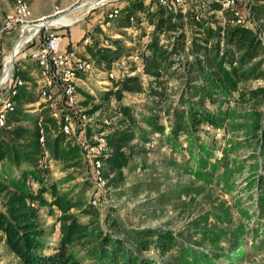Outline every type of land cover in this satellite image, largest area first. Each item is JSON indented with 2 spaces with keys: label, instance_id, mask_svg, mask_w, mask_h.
<instances>
[{
  "label": "trees",
  "instance_id": "obj_1",
  "mask_svg": "<svg viewBox=\"0 0 264 264\" xmlns=\"http://www.w3.org/2000/svg\"><path fill=\"white\" fill-rule=\"evenodd\" d=\"M107 2L104 5L110 7L104 13V21L109 22L108 13L117 8L119 13L110 27L120 36L113 37L102 27L93 26L86 52L97 66H105L108 72L117 71V74L108 89L101 93V100L85 111L92 116L115 99L118 119L113 125H106L103 118L99 121L102 128L92 131L88 126L75 132L80 141L85 135L103 132L110 150L100 158L102 175L108 185L120 187L125 179L123 170L136 161V156L146 153L153 142L163 143L173 150L178 147L181 151L179 139L184 137L190 143L188 150L192 155L200 163L207 161L210 153L207 145L200 141L199 133L206 126L226 127L223 123L229 118L228 103L236 101L240 105L256 106L254 112L247 114L257 143V164H260L251 182H255L258 189V213L264 215V112L259 111V105L264 103V87L238 88L250 79L264 77V45L256 31L231 23L228 12L227 21L222 23L217 18V11L221 9L218 0H209L205 13L194 3L183 8L186 0L181 5H160L155 0ZM252 7L254 12L259 7L264 11L262 4ZM143 24L151 27L145 43L127 32L133 27L143 29ZM56 30L61 33L60 29ZM90 32L85 31L83 37ZM37 46L39 42L35 39L26 43L19 57L28 56ZM26 49L29 50L27 54ZM133 56L139 59V66L134 63L130 72L114 70L118 59ZM136 65L140 71L130 74ZM15 75L30 80L23 70L16 71ZM171 77L182 79L183 88L178 106L168 112L167 126L161 122L158 104L163 101L166 83ZM125 93L144 94L147 102L137 111L122 103ZM14 100H21V103L8 116L7 126L0 129V163L4 167L0 168V241L23 264H84L86 260L91 264H160L142 254L150 249L169 254L173 264H209L224 254V247L220 245L222 239L229 243V252L225 254L229 257L227 264H246L243 251H237L242 226L227 235L222 221L228 216L212 210L209 215L217 222L212 223L214 229L221 226L218 231L201 228L199 222H194L187 233L139 227L124 229V237H119L111 230L120 229L115 220L108 224L111 229H106L100 210L83 195L63 191L52 180L39 142L36 119L27 115L22 106L37 99L23 87ZM45 112L41 110L40 114L44 117V147L50 152V160L60 162L65 169L82 167L79 144L58 128V120ZM28 119H32V126L25 123ZM167 128L169 132L165 133ZM156 133L159 136L155 137ZM200 189L194 191L199 194ZM44 216L52 218L50 225L44 221ZM108 220L110 216L106 214L104 221ZM226 221L230 223V219ZM52 235L55 237L50 240ZM254 248L259 254L264 253V240ZM235 251L237 253L233 254ZM262 261L264 264V259Z\"/></svg>",
  "mask_w": 264,
  "mask_h": 264
},
{
  "label": "rangeland",
  "instance_id": "obj_2",
  "mask_svg": "<svg viewBox=\"0 0 264 264\" xmlns=\"http://www.w3.org/2000/svg\"><path fill=\"white\" fill-rule=\"evenodd\" d=\"M27 1L31 6L33 18H37L42 14L46 15L44 13H49V11L52 13L55 8L77 9L76 7L79 5L76 0ZM110 1L115 0H108V2ZM208 2L209 0H186L183 6L185 8L188 4L194 3L199 11L202 10L205 13L209 9L207 8ZM253 3L264 5V0H253ZM13 4L14 0H0V20L12 9ZM109 7V4H103L102 6L99 3L87 14L82 15L80 20L76 17H79L82 12L84 14L85 11L79 13L72 11L70 15L67 14L73 22L69 26L60 28L61 33L64 35V45L66 46V43L72 42L71 40L80 37L81 34L83 35L86 29L91 28L92 30L93 26L105 28L106 33L113 37L120 36L114 35L112 27H110L112 20L105 24L104 13ZM84 8L86 9V7ZM254 21L260 24L264 38V11L260 7L254 12ZM100 23L103 26L99 25ZM150 30L151 27L147 26L143 29L133 27L127 29V32L135 39L138 38L140 42L145 43L148 39L147 33ZM143 32L145 33L143 34ZM15 34L8 41L9 43L5 44L6 53L0 56V59L11 53L19 33L15 32ZM40 35H42V32H40ZM97 36L100 37V35ZM35 40L40 42L41 37H36ZM126 43L128 46H133L132 43ZM83 48H80L81 51H83ZM25 51L27 54L29 50L26 49ZM18 59H20L19 56L16 60L17 63ZM138 60L135 56L129 59L121 57L115 62L113 68L114 70L120 69L130 72L134 63H137ZM15 65L21 69L20 63H15ZM138 66L135 68V72L140 71ZM107 72L105 66L99 67L95 64L94 71L81 75L83 81H78L77 94L78 105L84 111L89 109L94 102H99L101 93L111 85V79L107 76ZM112 72L117 74V71ZM144 81H147V77H144ZM256 87H264V77L250 79L238 86L242 90ZM182 88L183 80L180 78L171 77L166 83V94L163 101L158 104V108L161 109L159 112L161 122L165 125H167L170 117L168 112H172L173 107L178 106L182 96ZM30 92L37 99V102L31 106H28V103L22 106L27 115L35 118L38 113H41V110L46 109L41 106L44 102L39 96L37 85H34ZM89 96L94 98L91 99ZM236 96L237 92L234 93V97ZM84 101L88 103L83 104ZM15 102L16 105L20 104L21 100H15ZM145 102H147L145 95L137 93H125L122 99V103L130 105L137 111L144 106ZM259 106V111L264 112V103ZM223 107L226 108V105ZM255 107V105H240L236 101H230L227 113L229 118L225 119L223 123L226 127L214 129L206 126L201 130L199 133L200 141L207 145L206 149L210 153L208 155L210 158L207 161H202V163L188 150L189 141L181 137L179 139L181 151L178 147L173 150L163 143L153 142L148 145V151L136 156V161H133L123 170L125 179L118 188L108 185L106 180L100 191L94 186L83 166L65 169L60 162L47 159L51 178L58 183L61 190L71 191L74 195H83L91 204H93L92 200L96 198L97 203L93 205L101 212L102 225L106 229H111L108 224L115 220L121 230L118 228L111 230L119 237H124V229L134 230L139 227H157L162 230L174 231L176 234L178 232L187 233L192 230L191 227L194 222H199L201 228L205 226L210 229L214 227L212 223L216 222L214 216L209 215L211 210L226 214L228 216L226 219H230V223H227L226 219L222 223L228 231L227 235L237 226H242L238 238L240 245H238L237 251H243L247 258L245 263L263 264L264 253L259 254L254 245L261 239L264 240V215L258 213V206L256 205V202H258V189L255 182L253 184L251 182L254 171L260 164H257L259 159L258 151L255 150L257 143L255 137H253V131L250 129V123L248 122L250 120L247 117L248 113L256 110ZM116 108L117 101L111 99L107 107L103 106L100 111L92 116L89 115L91 120L87 122V128L90 126L92 131L100 129L99 121L108 117L112 118H108L106 125H113L114 121L118 119ZM25 122L27 125L32 126V119ZM168 130L169 128L166 129L165 133H168ZM157 136L159 134L156 133L155 137ZM169 160L171 162L168 163ZM137 161L141 163L136 164ZM1 167L3 165L0 163ZM196 188H201L199 194L194 191ZM106 214L110 216V221H104ZM43 219L48 225L52 222L51 217L44 216ZM219 228L213 229L218 231ZM54 237L55 235H52L50 240ZM220 245L224 247V254L220 258L212 259L209 264L228 263L229 257H226L225 254L229 252V243L227 240L222 239ZM237 251L233 254H236ZM142 254L156 259L160 264H173L169 254H162L156 249L144 251ZM0 264H23L2 241H0ZM84 264H91V262L86 260Z\"/></svg>",
  "mask_w": 264,
  "mask_h": 264
},
{
  "label": "built area",
  "instance_id": "obj_3",
  "mask_svg": "<svg viewBox=\"0 0 264 264\" xmlns=\"http://www.w3.org/2000/svg\"><path fill=\"white\" fill-rule=\"evenodd\" d=\"M106 1L108 0L102 1L100 4L103 5ZM149 1L151 0H146V3ZM155 1L160 5H181L183 2V0ZM218 1L221 3V9L217 11V14L222 23L227 21L226 13L228 12L231 15V19H229L231 23L253 28L264 45L260 24L254 21L253 0ZM76 2H79L78 7L80 8L92 9L87 5L92 2L91 0H76ZM69 10L71 9L67 7L65 9L55 8L48 15L33 18L31 6L27 0H14L12 9L0 20V38L11 33H19L11 53L0 59V129L7 126L8 116L16 109L14 96L19 89L24 87L30 91L34 85H37L39 96L45 103L43 107L46 112L50 117L59 121L58 128L79 144L83 168L94 186L101 191L106 183V178L102 175L103 161L100 156L106 155L110 150L106 137L103 132H93L89 136L85 135L84 139L80 141L75 132L81 128L85 130L87 122L91 120L86 111L78 105L77 87L78 81H83L81 75L95 70V63L90 56L81 55L77 49L65 46L63 35L56 30L70 25L73 21L54 22L36 27L40 21L45 22L52 18L67 16L65 13ZM118 13L119 10L115 8L108 13V19H115ZM36 37H41L39 46L31 49L27 57L36 63L39 69L38 77L33 81L25 80L15 75L16 71L22 70L15 65V63L18 64L16 59L24 45L32 42ZM15 48L17 52L12 55ZM134 72L130 74H134ZM107 76L111 80L115 78L112 71L107 72ZM6 85L7 87H5ZM43 118L40 113L35 116L39 142L43 146V157L50 160V152L44 147L46 130ZM103 122L108 123L107 118H104ZM100 128L102 127L100 126ZM92 203L96 204L97 199L94 198Z\"/></svg>",
  "mask_w": 264,
  "mask_h": 264
},
{
  "label": "crops",
  "instance_id": "obj_4",
  "mask_svg": "<svg viewBox=\"0 0 264 264\" xmlns=\"http://www.w3.org/2000/svg\"><path fill=\"white\" fill-rule=\"evenodd\" d=\"M91 1L94 2L93 0H91ZM83 8L84 7H82V8L78 7L77 9H71L69 11H66L65 14L66 15L67 14L70 15V13L72 11H75V12H78V13L81 12V11H85L84 14L82 12V14L79 17H76V19L80 20V18L82 17V15H85V14H87L89 12V9L88 8H86V9L84 8L85 10ZM49 13H51V12L49 11ZM49 13H44V14L48 15ZM63 18H65V19L67 18L68 19L70 17L69 16H64ZM108 23L109 22H105V24H108ZM99 25H102L103 26L102 23H100ZM103 30L105 31L106 29L104 28ZM85 31H89L90 32L91 31V28H88ZM85 31H84V33H85ZM91 33H92V31L90 32V34L87 37H83L84 34L83 35L81 34L80 37L79 36L76 37L75 39L71 40L72 42L66 43V45L68 47H73V48L77 49L81 53V55L89 56V54L86 51H84V49H86L87 44H89L91 42L90 37H89L90 35H92ZM86 34H88V33H86ZM15 35H16L15 33L14 34L11 33L9 35H5L2 38H0V56H3L6 53L5 52L6 51L5 44H8L9 43L8 41L11 39V37L12 36L14 37ZM114 35H119V34L116 33ZM17 39H18V37H17ZM102 41H103V39H102ZM100 43L103 44V42H100ZM81 47L82 48L84 47L82 49L84 52L81 51V49H80ZM19 58L20 59H18V64L20 63L22 70L25 71V73H27L28 77H30V80L33 81L34 79H36L38 77V73H39V69H38L36 63L34 61H32L30 58H28L25 54H23L22 57H19ZM33 103H35V102H33ZM33 103H30L29 102L28 104H31L32 105Z\"/></svg>",
  "mask_w": 264,
  "mask_h": 264
},
{
  "label": "bare ground",
  "instance_id": "obj_5",
  "mask_svg": "<svg viewBox=\"0 0 264 264\" xmlns=\"http://www.w3.org/2000/svg\"><path fill=\"white\" fill-rule=\"evenodd\" d=\"M93 4H95V2H90L89 3V5L91 6V5H93ZM88 5V4H87ZM64 16H60V17H56V18H52L51 20H49V21H43V22H38V24H36V27H38V26H41V25H49V23H54V22H71L72 20H71V18H63ZM17 52V49L15 48V50H14V53L12 54V55H14L15 53ZM8 59H9V57H8Z\"/></svg>",
  "mask_w": 264,
  "mask_h": 264
},
{
  "label": "water",
  "instance_id": "obj_6",
  "mask_svg": "<svg viewBox=\"0 0 264 264\" xmlns=\"http://www.w3.org/2000/svg\"><path fill=\"white\" fill-rule=\"evenodd\" d=\"M102 1H105V0L94 1L95 4H93V5H91V6L88 4V6L94 8L95 6L99 5V3L102 2Z\"/></svg>",
  "mask_w": 264,
  "mask_h": 264
}]
</instances>
